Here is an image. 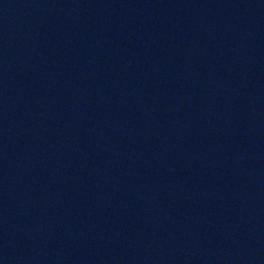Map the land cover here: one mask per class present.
Segmentation results:
<instances>
[{
	"label": "water",
	"instance_id": "1",
	"mask_svg": "<svg viewBox=\"0 0 264 264\" xmlns=\"http://www.w3.org/2000/svg\"><path fill=\"white\" fill-rule=\"evenodd\" d=\"M0 264H264V0H0Z\"/></svg>",
	"mask_w": 264,
	"mask_h": 264
}]
</instances>
